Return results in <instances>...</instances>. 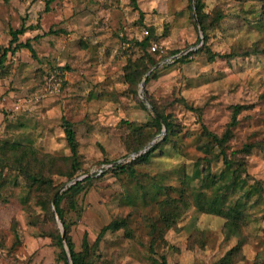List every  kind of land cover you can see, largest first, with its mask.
<instances>
[{"label": "rangeland", "instance_id": "obj_1", "mask_svg": "<svg viewBox=\"0 0 264 264\" xmlns=\"http://www.w3.org/2000/svg\"><path fill=\"white\" fill-rule=\"evenodd\" d=\"M136 2L0 0V264H264V0Z\"/></svg>", "mask_w": 264, "mask_h": 264}, {"label": "trees", "instance_id": "obj_2", "mask_svg": "<svg viewBox=\"0 0 264 264\" xmlns=\"http://www.w3.org/2000/svg\"><path fill=\"white\" fill-rule=\"evenodd\" d=\"M194 1H195L196 9L199 11L200 8H199V4L198 3H199L200 0H194ZM132 2H133L134 7L138 10L140 16H142L143 15V11L137 5L136 0H132ZM190 7H191V5H190ZM222 17H223V14L217 13L215 19L216 20H220ZM198 20H199V23L201 24V26L203 28V31H205L206 24H205V21H204L205 19H204V14L203 13L198 12ZM26 29H27V26L24 23L21 24V26L19 28L10 29L11 37L9 39L8 45L3 47L2 51H1V54H0V66L2 65V63H3L4 59H5L6 54H7L8 51L14 52L15 50H17L19 48H27L28 50H30L32 52V54H34V48H33V46L31 45V43H30V41L28 39L26 41H24V42L19 40V35L23 34L26 31ZM140 44H141L142 47H146L149 44V38L147 36H145V38H143V40L140 41ZM176 52H178V50H175L173 53H176ZM146 55H147V58L144 57L141 62H139V63H137V62L134 63L133 62V63H131V65H129V68L131 70L127 71V73H128V75L130 77V81H132V82L133 81L134 82L135 81L136 82L139 81L142 78V76L144 75V73L148 70L150 65L152 66L153 64H155V62H152L153 58L150 55V53H147ZM144 61H146V64H144L145 63ZM148 62L150 63L149 65L147 64ZM155 70H153L148 75L146 80H148L150 78V76L153 74V72H155ZM149 101H150L152 107L154 108V110H156L159 113V118L156 117V116L153 117L155 123L158 125V127H161V121H162L164 123V125H165V128H166L167 132L170 131L172 129L171 123L166 119V117L163 114V112L158 108V106L153 102V100L149 99ZM238 109H239V106H236L234 112L236 113L238 111ZM234 122H235V120H233L232 123H234ZM232 123L230 125H232ZM63 126H64V130H65V133H66L67 142L69 143V146H70L71 151H72V167L74 169H73L72 173H70V175H69V178H72L73 175H74V170L76 168V163H75L76 159L75 158H76V154H77V148H76L77 144H76V140H75V133H74V128H73V123L71 121L67 120V119H63ZM207 134L210 135L211 137H213V139L216 141L218 146L221 148L220 153L223 155L224 163H225V165L227 167H230L232 165V163L235 162V159L234 158H230L228 156V154L226 153V151L224 150V143L228 139V136L230 134V129H226L221 136H218L217 134L211 133V132H208ZM143 145L144 144H142V145L140 144L139 146L135 147L134 150L138 151ZM253 146H254V144H252V143L244 144L240 149L233 150L231 152V154L232 155H238L239 153H242L244 155H247L250 152V150L252 149ZM263 146H264V144H263ZM155 147H156V144L154 143L152 146H150L149 149H147L145 152H142V153L136 155L128 163H124V162L117 163L115 166H113V169H115V168H117V169L129 168L130 169L132 163H134L137 160H140V159L146 157L147 154L151 150H153ZM239 165H240V163H239ZM27 177L29 179H31L33 181V183L42 182L41 177L38 174H33V173H30V172H27ZM81 181L82 180H77L75 183L70 185L66 190H69V189L73 188L74 186L78 185ZM65 192L66 191L61 192L55 198L56 210H57V213H58L59 217L63 221V223H64V219H63L62 210L60 209L59 203H60V200L62 198L63 193H65ZM65 227H66V225H65ZM56 241H57L58 246L62 250V257L65 259V254H64V251H63L62 236H61V234L59 232L56 234ZM65 241H66V244H67V246L69 248L73 264H89L88 262H86L84 260V258L79 253H77L74 250L73 242H72L71 238L67 234L65 236ZM65 264H68V263L65 261Z\"/></svg>", "mask_w": 264, "mask_h": 264}, {"label": "built area", "instance_id": "obj_3", "mask_svg": "<svg viewBox=\"0 0 264 264\" xmlns=\"http://www.w3.org/2000/svg\"><path fill=\"white\" fill-rule=\"evenodd\" d=\"M156 48H157V45L156 44H152L151 45V49L154 51V50H156Z\"/></svg>", "mask_w": 264, "mask_h": 264}, {"label": "water", "instance_id": "obj_4", "mask_svg": "<svg viewBox=\"0 0 264 264\" xmlns=\"http://www.w3.org/2000/svg\"><path fill=\"white\" fill-rule=\"evenodd\" d=\"M144 81H145V78L143 79V82L141 83V86L143 85ZM144 100H146V99L144 98ZM61 224H62V223H61ZM63 241L66 243V241H65L64 238H63Z\"/></svg>", "mask_w": 264, "mask_h": 264}]
</instances>
